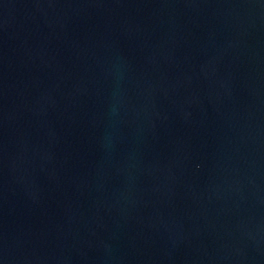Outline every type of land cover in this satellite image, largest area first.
I'll use <instances>...</instances> for the list:
<instances>
[{
    "label": "water",
    "instance_id": "1",
    "mask_svg": "<svg viewBox=\"0 0 264 264\" xmlns=\"http://www.w3.org/2000/svg\"><path fill=\"white\" fill-rule=\"evenodd\" d=\"M0 264H264V0H0Z\"/></svg>",
    "mask_w": 264,
    "mask_h": 264
}]
</instances>
